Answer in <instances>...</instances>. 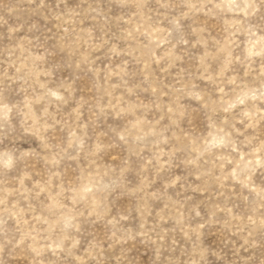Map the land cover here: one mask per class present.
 Instances as JSON below:
<instances>
[{"label": "clouds", "instance_id": "clouds-1", "mask_svg": "<svg viewBox=\"0 0 264 264\" xmlns=\"http://www.w3.org/2000/svg\"><path fill=\"white\" fill-rule=\"evenodd\" d=\"M141 36L138 64L115 45ZM162 43L203 55L168 69ZM0 187L31 214L0 264H264V0H0Z\"/></svg>", "mask_w": 264, "mask_h": 264}, {"label": "rangeland", "instance_id": "rangeland-1", "mask_svg": "<svg viewBox=\"0 0 264 264\" xmlns=\"http://www.w3.org/2000/svg\"><path fill=\"white\" fill-rule=\"evenodd\" d=\"M150 7L153 5L150 3ZM127 11L126 9H121L118 7L113 6L111 10L112 15H119L122 12ZM202 27H206L208 29V32L211 33V35L216 36L217 39H220V33H221V25L218 24L215 20V18H207L204 16L203 13H198L197 14ZM127 21V16H125V22ZM135 27V25H134ZM158 27L164 28L166 27V24L161 22ZM116 29L113 28V31ZM240 40H243L244 38L241 36L239 37ZM143 42L145 44L148 43V40L141 36L139 40H132L131 42L125 44L124 42L117 43L115 46L117 48H124L127 47L129 48L132 52L137 53V63H140V52L142 51V47H140V42ZM190 43H195V38L193 37ZM243 47V45H241ZM187 49V46H181L177 45L176 48H170L166 43L160 44L159 47L155 49L154 56L156 61H158L159 64L164 65L165 68L172 69L176 65V57L180 56L182 57L181 64H195L196 61L193 59L189 61L187 59L188 56L196 57V56H202L203 55V48L200 45H196V47L192 48L190 51L187 52V56L185 55V51ZM238 51V50H237ZM87 55V54H85ZM127 62V61H126ZM115 63V68L120 67V61L119 60H114ZM218 62H213L211 64L212 68H215L217 66ZM105 64L99 65V67H104ZM141 68L144 70H148L149 68L151 69H156V64L150 63L148 60H144L143 63L140 65ZM129 69L132 71H138V69L135 68L131 63H129ZM115 70V69H114ZM175 72H173V75ZM62 77H67L70 75L68 72H63L60 74ZM156 75H160V72L157 71ZM91 82H92V77L90 73H82L80 80L76 82L74 85L77 89V93L80 96H83L87 98L91 92ZM113 83H115V80H113ZM10 99L16 100L18 97L15 95H11ZM140 99L147 103V94H143L140 96ZM151 117H149L150 119ZM31 138H29V143H31ZM20 147H23V145H20ZM119 155L117 153H112L110 157V161H118L119 160ZM37 171L39 172V165L36 166ZM37 181L39 182V177L36 178ZM129 179L133 180L135 182V177L129 175ZM26 186L28 188H31V185L27 184V181L25 182ZM54 195V193H53ZM128 203L127 200H120L115 202V207L112 205H109L107 209L105 210V214H111V216L115 217L118 212L123 209V207ZM15 214V216H12L10 214ZM6 219L7 220V227L10 229H14L17 227V221H22V222H27L31 220V214L28 212L26 208V204L24 201H21L19 199L14 198V192L13 189L10 187H0V220ZM88 231H92L99 236H102L103 233L106 231L104 225L102 222L97 221V223L92 226L91 228L88 229ZM81 244L79 245L80 252H82L91 240V236H86V237H81ZM79 254V253H78ZM24 264H27L25 261ZM44 264H47V260L45 259ZM66 264H70L69 262H66Z\"/></svg>", "mask_w": 264, "mask_h": 264}]
</instances>
